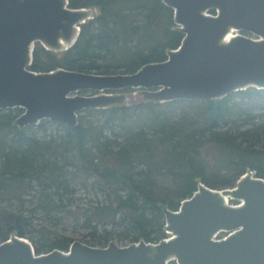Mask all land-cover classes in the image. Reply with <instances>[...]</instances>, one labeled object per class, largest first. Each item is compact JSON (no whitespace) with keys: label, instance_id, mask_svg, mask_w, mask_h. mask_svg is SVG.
Returning a JSON list of instances; mask_svg holds the SVG:
<instances>
[{"label":"trees","instance_id":"trees-1","mask_svg":"<svg viewBox=\"0 0 264 264\" xmlns=\"http://www.w3.org/2000/svg\"><path fill=\"white\" fill-rule=\"evenodd\" d=\"M67 1L71 8H95L96 14L80 24L76 41L65 50L35 42L30 70L132 73L165 60L184 37L163 0ZM23 111L0 109V242L22 236L37 254L69 249L72 238L41 227L72 218L89 235H99L87 242L93 246H106L114 230L126 244L156 243L168 237L161 207L179 209L199 183L231 188L248 172L264 179L262 88L213 100L148 98L86 108L76 126L43 118L19 127L15 121ZM80 188L100 192L104 200L79 216L72 209Z\"/></svg>","mask_w":264,"mask_h":264},{"label":"water","instance_id":"water-1","mask_svg":"<svg viewBox=\"0 0 264 264\" xmlns=\"http://www.w3.org/2000/svg\"><path fill=\"white\" fill-rule=\"evenodd\" d=\"M163 1L184 33L180 45L169 49L165 60L132 73L98 74L29 69L35 42L62 51V41L69 43L67 48L76 41L89 16L86 8H71L67 0H0V109L23 108L15 121L19 127L43 118L76 126L82 110L107 108L122 99L120 94L85 96L79 91L145 88L148 98L164 102L264 89V0ZM229 29L236 36L223 43ZM161 210L171 235L159 242L120 246L111 240L93 246L73 240L67 251L37 254L27 238L12 235L0 242V264H169L173 259L177 264H264V179L254 172L231 188L199 183L178 210L166 205ZM219 231L230 234L216 240Z\"/></svg>","mask_w":264,"mask_h":264},{"label":"rangeland","instance_id":"rangeland-1","mask_svg":"<svg viewBox=\"0 0 264 264\" xmlns=\"http://www.w3.org/2000/svg\"><path fill=\"white\" fill-rule=\"evenodd\" d=\"M87 11H88L89 16L86 18V20H88L89 18H92L96 14L95 8H87ZM57 51L60 52L61 50H57ZM99 93H111L113 95L120 94L122 99L118 102V104H134V103H139V102H142V101H145L148 99L147 89H145V88H131V90H129V91H122V90L110 91V92L97 91V93H95V94H99ZM77 94L85 95V96L95 95L89 90L79 91ZM102 200H104V195L101 194L100 192H98V193L97 192H90V191H87L86 189L80 188V189H78V191L76 193V196H75V199L73 202V209L72 210H75L76 212H78V215L80 216L81 215L80 210L85 209V208H89L92 205L97 204V202H100ZM230 200L231 199H229L230 204L236 205V204L240 203L239 200H237V203L231 202ZM35 222L37 224H39L41 222V220L35 219ZM74 222H76V221L74 218H72L71 220L64 221L63 223H57L55 225L45 224L41 228H45V230H50V232H51L50 234H52V235L58 233L57 235H64L66 237L72 238V240H79V241H82L84 243H87L88 241L93 242L99 236V235H96L95 237H93V236L89 235L91 232L90 229H85L82 226H78V224H74ZM107 228H108V230L114 229L111 226H108ZM52 231H54V232H52ZM98 231H99V234L104 233L103 227H99ZM170 235H171L170 233H167V236H170ZM110 238H111V236H110ZM34 239L36 240L37 244L41 243L40 239L37 236H34ZM111 240L120 246L128 245V244H126L125 241L121 240V238L115 233V230L113 233V237L109 241H111ZM34 245H33V247H34ZM34 249H35V247H34Z\"/></svg>","mask_w":264,"mask_h":264},{"label":"bare ground","instance_id":"bare-ground-1","mask_svg":"<svg viewBox=\"0 0 264 264\" xmlns=\"http://www.w3.org/2000/svg\"><path fill=\"white\" fill-rule=\"evenodd\" d=\"M234 36H236V31L234 29H229L226 35L223 37L222 42L227 43L229 42ZM69 46V43L66 41H62L61 48L65 50ZM225 198H230L229 195H224ZM229 202V201H228Z\"/></svg>","mask_w":264,"mask_h":264},{"label":"flooded vegetation","instance_id":"flooded-vegetation-1","mask_svg":"<svg viewBox=\"0 0 264 264\" xmlns=\"http://www.w3.org/2000/svg\"><path fill=\"white\" fill-rule=\"evenodd\" d=\"M234 200V199H233ZM237 205V204H236ZM178 210V209H177ZM165 231H166V225H165ZM167 232V231H166ZM168 233V232H167ZM224 233V234H223ZM230 234V232H228V231H219V232H217L214 236H215V238L214 239H216V240H221V239H224V238H227V236ZM171 262H175V264H177L176 263V261H175V259H173Z\"/></svg>","mask_w":264,"mask_h":264},{"label":"built area","instance_id":"built-area-1","mask_svg":"<svg viewBox=\"0 0 264 264\" xmlns=\"http://www.w3.org/2000/svg\"><path fill=\"white\" fill-rule=\"evenodd\" d=\"M214 238H215V236H214Z\"/></svg>","mask_w":264,"mask_h":264}]
</instances>
